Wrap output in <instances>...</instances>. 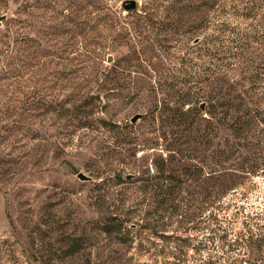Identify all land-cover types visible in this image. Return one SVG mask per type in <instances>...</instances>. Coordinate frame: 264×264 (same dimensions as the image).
<instances>
[{"label":"rangeland","instance_id":"374dc122","mask_svg":"<svg viewBox=\"0 0 264 264\" xmlns=\"http://www.w3.org/2000/svg\"><path fill=\"white\" fill-rule=\"evenodd\" d=\"M123 1L0 0V63L15 60L0 67V264H264V170L237 169L236 152L221 161L229 130L206 142L205 98L192 88L182 101L208 73L185 54L211 46L212 28L191 25L255 21L230 0L208 15ZM256 71L213 82L237 102L232 83ZM191 108L202 114L189 129Z\"/></svg>","mask_w":264,"mask_h":264},{"label":"trees","instance_id":"16d2710c","mask_svg":"<svg viewBox=\"0 0 264 264\" xmlns=\"http://www.w3.org/2000/svg\"><path fill=\"white\" fill-rule=\"evenodd\" d=\"M225 1L174 0V4L179 3L182 10L189 8L193 11L204 8L206 5L205 12L208 15V9L216 6H220L221 10L224 11L227 6ZM241 4L243 7L240 8ZM229 7L232 9L233 15H242L255 22L244 26H235L230 20L224 19L215 24L211 21L213 16H207L205 20L191 25L188 32L194 34L203 32L210 26L212 28L210 33L205 34V44L211 46L205 45L206 49L201 51L202 54L193 51L185 54L189 63L196 64L195 58L206 63L208 73L204 86L201 85V81L193 82L188 91L182 95V99H184L182 101L189 100L188 97H190V89L192 88L205 98L206 102L199 103L206 104L207 108L205 113L208 118H203L206 121V142L214 137V132L218 126L228 129L232 140H225V143L221 145V161L228 162L236 152L239 160L233 165L243 172L252 173L260 168L264 170V0H230ZM91 8L97 9L98 6L93 4ZM171 8L173 9V6ZM170 23L176 30L181 29L183 25L180 16L171 18ZM74 37L70 34L66 42L72 44ZM196 39V41L199 40L198 37ZM51 55L60 61L62 60V62L68 61L63 55V51ZM21 61L22 64L19 63V67L25 66L27 59ZM14 63L15 60L11 54L5 53L0 67L5 69V72H10ZM248 64H253L257 70L254 76L244 77V80L252 81V84L246 87L242 82H233L232 86L238 85L239 94L236 96L238 101L234 102V99L224 98L221 87L214 85L213 80L216 75L220 72L224 74L233 71L238 67L246 71ZM72 70L71 68L69 71L72 72ZM260 88L261 91L258 92L257 89ZM181 103L186 104L187 102ZM165 107L172 106L166 104ZM174 110L178 111L177 108ZM199 114H202L199 110L193 108L189 110L187 115L189 129L197 124ZM213 119H215L214 123L212 122ZM117 225L113 224L106 229L119 230Z\"/></svg>","mask_w":264,"mask_h":264},{"label":"water","instance_id":"95a60500","mask_svg":"<svg viewBox=\"0 0 264 264\" xmlns=\"http://www.w3.org/2000/svg\"><path fill=\"white\" fill-rule=\"evenodd\" d=\"M122 7L124 8L125 11L134 10L138 7V1L137 0H124L122 3ZM3 18H5L4 15L0 16V19H3ZM110 60H111V56H107V62H110ZM200 108L203 110L204 103L200 104ZM140 116H141L140 114H136L135 116L131 118V122H135ZM77 177L81 180L89 179L87 176H85L81 172L77 174ZM131 177H132L131 174L126 175V178H131Z\"/></svg>","mask_w":264,"mask_h":264}]
</instances>
